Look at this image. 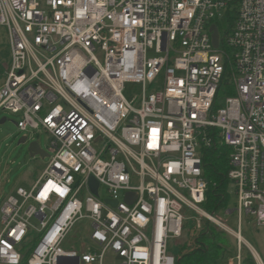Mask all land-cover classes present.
<instances>
[{"label": "built area", "instance_id": "obj_1", "mask_svg": "<svg viewBox=\"0 0 264 264\" xmlns=\"http://www.w3.org/2000/svg\"><path fill=\"white\" fill-rule=\"evenodd\" d=\"M0 27V112L50 138L38 180L0 202V264H175L187 212L198 218L180 253L209 222L235 239V264L242 246L262 264L240 225L264 228V0H0ZM226 68L234 95L213 110ZM130 82L143 85L138 108L123 95ZM209 129L230 149L236 231L201 209ZM81 220L88 241L62 249Z\"/></svg>", "mask_w": 264, "mask_h": 264}, {"label": "rangeland", "instance_id": "obj_2", "mask_svg": "<svg viewBox=\"0 0 264 264\" xmlns=\"http://www.w3.org/2000/svg\"><path fill=\"white\" fill-rule=\"evenodd\" d=\"M220 31L223 33L228 29V23L226 20L218 21ZM3 28V27H2ZM0 87L3 85L6 77L7 67L10 64L9 53V39L7 34H4L0 28ZM154 52L150 51L147 54V58H154ZM148 93L153 92L156 85L144 86ZM143 92V85L141 83L130 82L125 84L123 89V95L133 107L138 108L141 95ZM224 98L220 102H222ZM5 118V122L0 124V202L7 196L15 193L18 187L30 189L31 186L40 177L44 166L49 161V158H41L39 156L31 157L28 148L30 143L36 142L43 151H47L49 147L50 138L47 134L40 131L20 132L16 126V123L22 120L20 114H12L11 112L1 111L0 121ZM28 135L25 143L19 144L21 137ZM100 195L106 196L105 189L100 188ZM237 204V197L233 192V188L230 189V197L228 201V209L224 212H219L214 215V219L220 224L228 227L229 229L236 231L237 213L227 214L228 210H234ZM201 209H203L201 205ZM185 221L183 222L184 234L178 244L185 243L189 240L190 231L195 226V219L197 215L193 213H185ZM34 223V221H33ZM241 236L242 238L255 250L259 259L264 264V228H257L251 219L242 218L241 222ZM91 228V224L88 220H81L77 222L72 230L69 232L65 241L62 244L64 250H76L79 251L80 244L88 241V235ZM227 241L231 242L235 246L233 239L227 234ZM177 244V245H178ZM171 245V244H170ZM173 243L170 249L175 251L181 250L180 245L177 246ZM245 250V249H244ZM245 253V251H243Z\"/></svg>", "mask_w": 264, "mask_h": 264}, {"label": "trees", "instance_id": "obj_3", "mask_svg": "<svg viewBox=\"0 0 264 264\" xmlns=\"http://www.w3.org/2000/svg\"><path fill=\"white\" fill-rule=\"evenodd\" d=\"M226 16L228 26L231 27L232 22L231 18H229V13ZM217 27L220 31L218 22ZM229 76V68H226L213 104V110L219 107L222 98L234 95L233 88L229 83ZM216 134V130H208V135L213 137V139ZM229 153L230 149L225 145L219 144L217 139L213 140L211 147L203 149V177L207 183V189L202 210L213 217L215 214L228 209L230 189H232V184L227 177L230 169ZM226 235V232L206 222L205 228L195 241L194 249L185 254L171 249V253L175 256V264H230L236 256L237 245L235 239L230 235L235 242V246L230 241L228 242ZM34 242L35 240L33 239L23 244V262L29 255ZM241 257V264H255L252 255L244 246L241 247Z\"/></svg>", "mask_w": 264, "mask_h": 264}, {"label": "water", "instance_id": "obj_4", "mask_svg": "<svg viewBox=\"0 0 264 264\" xmlns=\"http://www.w3.org/2000/svg\"><path fill=\"white\" fill-rule=\"evenodd\" d=\"M211 32H212V43H213V46L214 48H218V31H217V28L215 26H212L211 27ZM5 118H3L1 121H0V124L4 123L5 122ZM26 137L23 136L20 138L19 140V144H23L26 142ZM28 151L31 155V157H35V156H39L41 158H46L48 157L47 153L45 151H43L40 146L38 145V143L36 142H32L30 143L29 145V148H28ZM90 186H91V190H92V193L94 195L97 194V188H98V183L94 180V179H90ZM113 205H115V202L112 203Z\"/></svg>", "mask_w": 264, "mask_h": 264}, {"label": "crops", "instance_id": "obj_5", "mask_svg": "<svg viewBox=\"0 0 264 264\" xmlns=\"http://www.w3.org/2000/svg\"><path fill=\"white\" fill-rule=\"evenodd\" d=\"M1 29H2V31L4 32V34H7V32H6V30L4 29V28H2V27H0ZM1 35V34H0ZM9 53H10V49H9ZM4 84V83H3ZM3 86V85H2ZM1 86V87H2ZM258 258H259V256H258ZM260 260V259H259ZM254 262H255V260H254ZM260 262H261V260H260ZM262 263V262H261ZM230 264H235V262L234 261H232ZM255 264H256V262H255ZM263 264V263H262Z\"/></svg>", "mask_w": 264, "mask_h": 264}, {"label": "flooded vegetation", "instance_id": "obj_6", "mask_svg": "<svg viewBox=\"0 0 264 264\" xmlns=\"http://www.w3.org/2000/svg\"><path fill=\"white\" fill-rule=\"evenodd\" d=\"M47 153V152H46ZM47 155H48V153H47Z\"/></svg>", "mask_w": 264, "mask_h": 264}]
</instances>
